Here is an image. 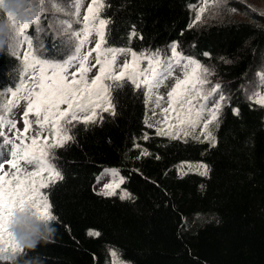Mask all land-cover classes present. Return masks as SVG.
I'll list each match as a JSON object with an SVG mask.
<instances>
[{
  "label": "trees",
  "instance_id": "16d2710c",
  "mask_svg": "<svg viewBox=\"0 0 264 264\" xmlns=\"http://www.w3.org/2000/svg\"><path fill=\"white\" fill-rule=\"evenodd\" d=\"M227 1L235 17L229 11L227 19L206 21L211 8L194 23L203 0H102L104 47L167 58L175 44L222 83L224 100L205 139L207 113L194 130L170 128L177 123L171 113L156 127L142 89L113 85L115 114L77 124L73 140L55 150L63 179L42 192L56 232L23 249L17 264H264V105L256 103L257 93L264 96V11ZM41 27L40 51L50 56L63 38L43 17ZM27 34L38 43L34 25ZM19 64L0 51V86L18 83ZM158 128L178 138L158 135ZM106 169L122 179L108 196L95 191Z\"/></svg>",
  "mask_w": 264,
  "mask_h": 264
},
{
  "label": "snow or ice",
  "instance_id": "6c2138e0",
  "mask_svg": "<svg viewBox=\"0 0 264 264\" xmlns=\"http://www.w3.org/2000/svg\"><path fill=\"white\" fill-rule=\"evenodd\" d=\"M223 3L224 0H203L194 23L201 20L205 11L218 8ZM25 4L26 7L21 9L23 19L12 13L7 15L9 37L4 48L20 62L19 81L12 87L0 86V250L16 256L23 249L17 246L9 230L11 215L17 208L28 205L40 216L57 220L49 197L42 192V189H48L63 179L54 163L55 150L64 148L73 140L70 133L77 124H94L98 116L102 119L101 112L115 114L113 85L119 88L123 82H130L136 90H143L147 104L154 90L173 77L177 67L181 68L182 76L175 78L167 93V107L161 109L164 123L168 122V114L171 113L177 123L169 125L170 128L185 126L194 130L207 113L208 118L201 129V134L206 133L205 139H211L208 127L217 119L220 102L224 100L221 95L220 102L208 107L207 102L218 93L220 85L205 88L209 84V69L195 59L182 56L175 44L171 46V55L167 58H162L159 52L138 54L131 49L104 47L107 21L99 15L102 0H91L82 21L81 0H25ZM46 11L52 15H43ZM42 17L48 20V30L55 37H67L66 42L61 41L62 47L53 44L56 51L50 56H44L40 51L39 34L44 31ZM33 25L37 44L27 34ZM93 34L98 37L95 46L85 51V44L90 43ZM119 54L129 55L130 60H125L117 69ZM93 69H97L96 75L89 79L88 74ZM2 77L3 72L0 71V79ZM260 79L264 82V74ZM256 97V103L264 105V96L257 93ZM163 99V96L155 97L157 108L161 107ZM21 101L26 104L22 114V131L17 128V122L9 118ZM30 114L35 116L39 128L32 136L28 135L32 128ZM5 128L12 133L11 137L6 134ZM180 131L185 136L190 134L184 128ZM45 132L47 135H44ZM157 134L172 138L179 135L159 128ZM6 165L8 170H5ZM28 166L32 170H28ZM197 167L204 168L205 171L200 174L206 175V165ZM105 174L118 175L115 169H106ZM118 186L106 184V190L99 194L113 195L114 188ZM127 196L124 193V197ZM88 235L99 236V233L89 231ZM112 254L116 256L115 252ZM114 264H119V261L114 260Z\"/></svg>",
  "mask_w": 264,
  "mask_h": 264
},
{
  "label": "rangeland",
  "instance_id": "374dc122",
  "mask_svg": "<svg viewBox=\"0 0 264 264\" xmlns=\"http://www.w3.org/2000/svg\"><path fill=\"white\" fill-rule=\"evenodd\" d=\"M81 1H82V7H81L80 12L87 9L88 4L91 2V0H81ZM233 1L238 2V4L245 7L246 11H249V12L264 11V0H233ZM228 3H229V1L224 0V3L221 4L220 7L213 8L211 10V12L209 13L206 21H217V20L227 19L229 16L228 15L229 11L232 13V17L233 16L235 17V13L232 11L231 6ZM48 12L50 13V16H51L52 13L50 11H48ZM237 13H238V15L236 16L237 18L242 17V15L239 14V12H237ZM61 38H63L62 41H65V42L67 41L66 36L61 35ZM96 39H97V37L95 36V34H93L90 37V43L85 44L84 50L86 51L89 48L94 47ZM127 56L128 55H126V54H119L117 56V60H116L117 69L119 68L120 65H122L125 62V60L127 59ZM92 62L94 63V60ZM96 72H97V69H93L92 72H90L88 74L89 79L94 77L96 75ZM181 76H182V69L177 67L175 69L174 76L168 78L161 87L154 90V92L152 94V99L149 101V116H150V121L154 124V126L158 127V126H160V124L164 123L165 117H164V114L161 112V109L164 107H167V93L170 90V88L172 87V85L174 84L175 78L181 77ZM208 80H209V84L205 85V88L215 86V85H220L222 87V83L220 81H218L217 79H214L210 75L208 76ZM218 93H220V92L218 91ZM218 93L209 100V105L212 106V105H214V102H217V97L219 96ZM157 95L164 97V99L160 101V104H161L160 108H157L155 105V97ZM62 107H64V106H62ZM25 108H26L25 102L21 101L19 106L14 109V113L11 117L12 120L17 122V128L20 129L21 131L24 128L22 114L25 111ZM168 115L170 118V113ZM35 119L36 118L34 115H32V114L29 115V120L32 121V128H31V131L28 133L29 136L34 135L37 131H39V128L35 123ZM5 132L8 136H10V137L12 136V133L8 132V130H5ZM28 167H30V166H28ZM5 170H8L7 165L5 166ZM119 181H120L119 176L113 177L111 174H108L97 184L96 189L98 192L102 193L106 190L104 188V186L106 184L117 185L119 183Z\"/></svg>",
  "mask_w": 264,
  "mask_h": 264
},
{
  "label": "clouds",
  "instance_id": "9594fccd",
  "mask_svg": "<svg viewBox=\"0 0 264 264\" xmlns=\"http://www.w3.org/2000/svg\"><path fill=\"white\" fill-rule=\"evenodd\" d=\"M24 7L25 0H0V51L4 50L9 37L8 13L23 19L21 9ZM9 230L17 246L25 250H32L41 242L50 241L56 232L52 220L40 216L28 205L13 212ZM0 264H17V256L0 250Z\"/></svg>",
  "mask_w": 264,
  "mask_h": 264
}]
</instances>
